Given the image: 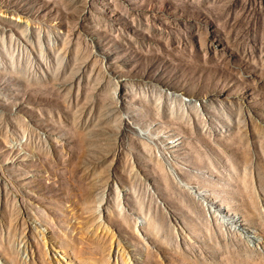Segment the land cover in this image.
<instances>
[{
	"label": "rangeland",
	"instance_id": "rangeland-1",
	"mask_svg": "<svg viewBox=\"0 0 264 264\" xmlns=\"http://www.w3.org/2000/svg\"><path fill=\"white\" fill-rule=\"evenodd\" d=\"M0 264H264V0H0Z\"/></svg>",
	"mask_w": 264,
	"mask_h": 264
},
{
	"label": "crops",
	"instance_id": "crops-1",
	"mask_svg": "<svg viewBox=\"0 0 264 264\" xmlns=\"http://www.w3.org/2000/svg\"><path fill=\"white\" fill-rule=\"evenodd\" d=\"M178 186L181 187V188H184L183 185L181 186V185L178 184ZM169 190H170V189H169ZM167 192H168V191H167ZM168 193H169V195H171L170 191H169Z\"/></svg>",
	"mask_w": 264,
	"mask_h": 264
}]
</instances>
